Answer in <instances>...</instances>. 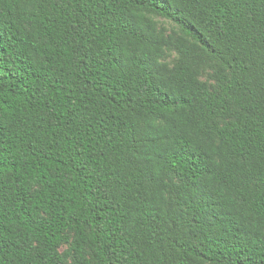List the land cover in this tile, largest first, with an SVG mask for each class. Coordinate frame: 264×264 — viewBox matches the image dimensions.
<instances>
[{
	"label": "trees",
	"instance_id": "1",
	"mask_svg": "<svg viewBox=\"0 0 264 264\" xmlns=\"http://www.w3.org/2000/svg\"><path fill=\"white\" fill-rule=\"evenodd\" d=\"M0 264H264V0H0Z\"/></svg>",
	"mask_w": 264,
	"mask_h": 264
},
{
	"label": "rangeland",
	"instance_id": "2",
	"mask_svg": "<svg viewBox=\"0 0 264 264\" xmlns=\"http://www.w3.org/2000/svg\"><path fill=\"white\" fill-rule=\"evenodd\" d=\"M159 21H160L161 25L165 26L169 31H171V29L174 27V24L168 20H165L163 18H159ZM172 58H174V55L172 56Z\"/></svg>",
	"mask_w": 264,
	"mask_h": 264
}]
</instances>
